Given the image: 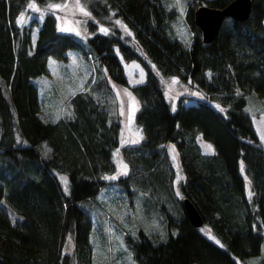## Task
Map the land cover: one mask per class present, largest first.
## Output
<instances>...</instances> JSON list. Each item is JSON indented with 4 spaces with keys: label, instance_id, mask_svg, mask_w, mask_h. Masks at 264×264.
Returning <instances> with one entry per match:
<instances>
[{
    "label": "trees",
    "instance_id": "obj_1",
    "mask_svg": "<svg viewBox=\"0 0 264 264\" xmlns=\"http://www.w3.org/2000/svg\"><path fill=\"white\" fill-rule=\"evenodd\" d=\"M50 1L0 0V264H91V218L78 201L114 184L128 192L129 207L139 193L142 212H153L162 224L159 237L138 225L120 230L138 264H237L235 256L259 252L264 146L244 109V93L264 95V0H250L243 19L223 16L208 41L193 21L194 8L229 0H184L186 42L172 28L179 0H81L94 57L76 35L56 27L50 8L18 22L32 11L29 2ZM70 47L80 50L77 57L92 56L99 77L71 93L61 114L44 118L32 78L47 72L50 58L70 60ZM130 59L140 65L142 82H127L121 61ZM159 75H175L206 97L184 101L183 94L170 108ZM109 80L128 85L135 96L134 141L119 140L117 111L109 113L94 95L111 90ZM197 134L211 152L201 150ZM165 142L177 152L176 180ZM116 147L127 172L112 179ZM185 197L223 247L189 222ZM257 264H264V253Z\"/></svg>",
    "mask_w": 264,
    "mask_h": 264
},
{
    "label": "rangeland",
    "instance_id": "obj_2",
    "mask_svg": "<svg viewBox=\"0 0 264 264\" xmlns=\"http://www.w3.org/2000/svg\"><path fill=\"white\" fill-rule=\"evenodd\" d=\"M184 0L174 1L179 12L173 19L172 28L181 41L186 42L189 39L190 30L183 21L182 4ZM29 2L28 5H30ZM77 0H54L44 5L35 4L39 11H25L23 14V23H29L32 16L40 18L45 9L50 8L49 5H67L59 9L50 8L56 14V27L60 30L70 32L76 35L81 42L82 48L89 51L94 57V51L90 43L85 38L87 32L82 17L84 15L78 7H76ZM27 5V6H28ZM79 5L85 10L81 0ZM86 11V10H85ZM20 16L18 20H20ZM100 25L98 29L105 28ZM36 25L33 24L31 28V42L34 38V29ZM79 33V34H77ZM70 54V60H57L50 58L47 72L43 75L33 77L32 80L37 86V97L41 101L40 115L44 118L48 117V112L52 116L61 114L64 109L67 97L75 90H84L85 84H89L93 80L95 74L98 79V74L94 71L95 61H92V56L77 57L80 50L70 47L67 49ZM126 70V78L128 83L140 81L141 67L134 59L123 61ZM160 82L163 86L165 97L168 100L170 108L175 107L177 96L185 95L182 100H193L196 98L206 97L202 89L196 87L192 83L181 82L175 75H159ZM173 80L177 83H173ZM98 82H102L100 78ZM111 87L108 92L103 95L94 93L99 103L104 106L109 113H118L120 117L121 126L119 129L120 140L134 139L136 135V127L133 123L132 109L135 105L133 93L128 85H122L109 80ZM245 103L244 109L247 111L251 124L254 128L259 142L264 146V140L261 139V134H264V95H258L253 90L244 93ZM209 102L217 109L222 110L223 107L217 102L210 100ZM259 129V132H258ZM195 139L200 144L203 152H210L205 148V145H211L208 140L197 134ZM165 148L168 152L170 160L175 169V178L181 175L179 171V164L177 152L173 144L165 142ZM212 149V146H211ZM117 147L113 150L112 158L114 162V170L109 173V177H116L117 175H124L121 168L123 161L120 151ZM212 151V150H211ZM126 165V164H125ZM108 175V174H107ZM60 179V187L65 188L64 174L58 176ZM114 184V183H112ZM137 193V192H136ZM128 192L124 190L119 184L110 185L109 188L102 186L94 195L86 199H81L78 204L83 207L91 218V227L88 233V241L91 248V264H138L130 255L128 248L124 245L120 230L133 229L138 225L146 232L154 231L157 237L162 235V224L158 221L156 215L152 212L145 215L140 208L141 196L139 193L135 194L133 199V206H128ZM206 236L214 237L213 241H221L218 237L210 232L205 225L199 228ZM263 240L260 244L259 252L247 255L242 259L235 256L237 264H257L259 256L264 253V229ZM211 239V238H210ZM68 237L65 238L62 250L69 249Z\"/></svg>",
    "mask_w": 264,
    "mask_h": 264
},
{
    "label": "water",
    "instance_id": "obj_3",
    "mask_svg": "<svg viewBox=\"0 0 264 264\" xmlns=\"http://www.w3.org/2000/svg\"><path fill=\"white\" fill-rule=\"evenodd\" d=\"M249 8L250 0H229L221 7L199 4L193 10V21L200 30L201 39L208 41L214 36L223 16L243 19L248 15ZM182 205L189 222L194 226L200 225L201 216L192 202L185 197Z\"/></svg>",
    "mask_w": 264,
    "mask_h": 264
},
{
    "label": "snow or ice",
    "instance_id": "obj_4",
    "mask_svg": "<svg viewBox=\"0 0 264 264\" xmlns=\"http://www.w3.org/2000/svg\"><path fill=\"white\" fill-rule=\"evenodd\" d=\"M29 7L32 8L33 10L39 11V9L36 8L34 2H33V3H30ZM49 7H50V8H55V9H59V8H61V7H67V5H49ZM76 7H78L79 10H80L84 15H88V13H87V12H86V11L80 6V5H79V0H77ZM22 21H23V14H21L20 21H18V22H22ZM117 23H120V22L117 21ZM126 30H127V29H126ZM101 31L104 32L105 34H107V29H103V28H102ZM77 34H79V33H77ZM129 34H131V33H129ZM139 82H142V81H138V83H139ZM173 83H177V81L173 80ZM258 132H259V129H258ZM261 139L264 140V134H261ZM205 148H206L208 151H211V150H212V149H211V145H205ZM118 151H119V150H117V154H118ZM121 168H122L124 174H126V172H127V165H125V164H123V163L121 162ZM112 179H115V177H112ZM62 180H64L65 185H67V179L62 177ZM66 190H67V189H66ZM210 238H211V239H214V237H210ZM216 242L219 243V241H216ZM221 247H223V245H221Z\"/></svg>",
    "mask_w": 264,
    "mask_h": 264
},
{
    "label": "crops",
    "instance_id": "obj_5",
    "mask_svg": "<svg viewBox=\"0 0 264 264\" xmlns=\"http://www.w3.org/2000/svg\"><path fill=\"white\" fill-rule=\"evenodd\" d=\"M69 56H70V54H69ZM121 63H122V66H123V69H124V73L126 74V70H125V66H124V64H123V60L121 61ZM137 65H138V63H137ZM142 70V69H141ZM141 78H142V72H141ZM133 98H134V101H135V105H134V107H133V109H132V117H133V111H134V109H135V107H136V99H135V96H133ZM134 123V122H133ZM135 125V124H134ZM120 126H121V122H120ZM136 127V126H135ZM119 129H120V127H119ZM139 137V130L136 128V135H135V138L134 139H130V140H123V142H129V141H134V140H136L137 138ZM118 138H119V140H120V136H119V132H118ZM120 141H122V140H120ZM198 144H199V142H198ZM200 145V144H199ZM211 152V151H210Z\"/></svg>",
    "mask_w": 264,
    "mask_h": 264
}]
</instances>
